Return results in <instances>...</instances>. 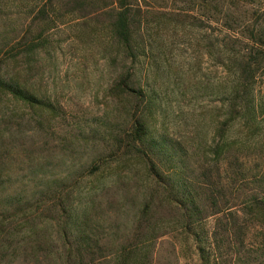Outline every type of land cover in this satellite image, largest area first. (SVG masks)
<instances>
[{
	"label": "rangeland",
	"instance_id": "obj_1",
	"mask_svg": "<svg viewBox=\"0 0 264 264\" xmlns=\"http://www.w3.org/2000/svg\"><path fill=\"white\" fill-rule=\"evenodd\" d=\"M38 1L0 0V64L21 52L7 71L41 104L6 101L0 111V199L21 211L1 214L15 235L0 264L78 244L86 264H202L213 214L264 191V63L246 79L239 60L258 8L231 5L216 24L191 0H134L147 25L137 32L144 57L130 63L109 28L113 0L88 17L51 14L50 25ZM131 72L141 94L117 87ZM184 192L199 216L188 219ZM223 248L209 264H259L246 263L245 248Z\"/></svg>",
	"mask_w": 264,
	"mask_h": 264
},
{
	"label": "trees",
	"instance_id": "obj_2",
	"mask_svg": "<svg viewBox=\"0 0 264 264\" xmlns=\"http://www.w3.org/2000/svg\"><path fill=\"white\" fill-rule=\"evenodd\" d=\"M96 1V3L92 2ZM102 3L104 0H101ZM194 5L198 7V10L211 11L214 15L213 21L217 24L223 15L224 9H231V5H256L260 14L257 16V20L260 25L256 22L254 27L255 34L250 38L251 50L247 54L239 56L242 69L240 75L243 78L249 79L254 76L255 68L260 63H264V34L263 25L264 22L260 19L264 16V0H191ZM235 1V2H234ZM37 8L35 7L36 16L49 25L52 24L50 15H61L75 14L78 13L81 17H88L89 15L98 14L106 9V6H98L99 0H39ZM114 8L111 9V19L109 28L111 35L115 40L119 51L121 52L124 61L134 62L141 57H144V46L138 41L140 31L144 30L147 25V21H143L141 16L142 12L140 8L134 4V0H113ZM112 4V5H113ZM102 5V4H101ZM59 11L58 14H56ZM148 12L145 11V15ZM193 27V24H190ZM239 29V28H238ZM260 29V30H259ZM35 40V39H34ZM37 38L35 41H31L26 46V55L33 54L37 48ZM8 63L4 65L0 64V111L5 105L6 101L16 104H24L27 107L33 108L41 105L31 93L22 88L23 86L18 83L15 72L12 73L8 70L12 68L10 65L19 61V55L21 52L15 51L11 54ZM236 56V55H235ZM234 56V57H235ZM237 58V57H236ZM238 60V58H237ZM255 67V68H254ZM14 74V75H13ZM134 76L133 72L127 73L125 78L121 80L117 87L123 88V94H141V89L134 84H129L127 81ZM131 82V81H130ZM7 107V106H5ZM232 116L242 118L241 108L238 110L233 104ZM237 109V110H236ZM134 134L133 143L134 145H141L146 135L145 124L140 118H136L133 122ZM192 196L189 193H181L180 199L188 205L189 218H193L196 215H200L198 208L192 202ZM13 207L12 215L18 217L21 212L19 210V200L16 201L14 198L5 197L0 199V218L3 210L7 205L16 204ZM6 211V210H4ZM213 216L216 217L214 228L212 233H209L207 248H198L200 261L202 264H209L210 256L214 258V261H220L222 253L224 251V244L230 246H240L245 248L246 263L256 261L259 264H264V191L258 196L248 195L245 197L243 204L231 205L229 208L217 210ZM202 220V219H201ZM199 220V221H201ZM12 226L9 228L0 224V250L6 251L10 249L12 243L5 244L7 236L15 235V231ZM226 235V236H224ZM14 241V239H12ZM35 245L39 241H35ZM67 247L71 249L72 245ZM76 253L70 254V250L64 253L63 256H48L42 257L37 255V252L32 256L29 255V260H26V264H86L84 263L85 257L83 255V248L81 244L73 246ZM66 249V248H65ZM7 257V255H5ZM3 256L2 259L5 258ZM255 256V257H253ZM17 262L14 257L8 264H15ZM24 263V262H23Z\"/></svg>",
	"mask_w": 264,
	"mask_h": 264
}]
</instances>
